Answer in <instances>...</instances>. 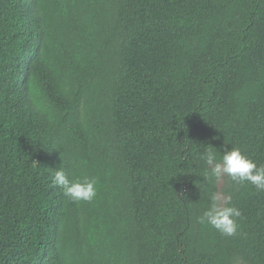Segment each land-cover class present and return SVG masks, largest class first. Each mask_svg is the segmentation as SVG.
<instances>
[{
    "label": "trees",
    "instance_id": "obj_1",
    "mask_svg": "<svg viewBox=\"0 0 264 264\" xmlns=\"http://www.w3.org/2000/svg\"><path fill=\"white\" fill-rule=\"evenodd\" d=\"M232 147L264 167V0H0V264H264V191L203 179Z\"/></svg>",
    "mask_w": 264,
    "mask_h": 264
},
{
    "label": "clouds",
    "instance_id": "obj_2",
    "mask_svg": "<svg viewBox=\"0 0 264 264\" xmlns=\"http://www.w3.org/2000/svg\"><path fill=\"white\" fill-rule=\"evenodd\" d=\"M200 159L207 166L204 180L214 178L219 182L227 176L237 184L250 183L258 191H264V167H258L239 148H225L219 159L212 148H207L201 154ZM52 184L54 187L62 188L65 196L75 202H91L97 194L94 179L85 177L75 181L70 180L62 167L55 171ZM230 200L231 197H227L223 193H213L208 208L198 218V222L210 225L224 236L235 235L239 228L237 218L241 216V211L234 206H229Z\"/></svg>",
    "mask_w": 264,
    "mask_h": 264
},
{
    "label": "rangeland",
    "instance_id": "obj_3",
    "mask_svg": "<svg viewBox=\"0 0 264 264\" xmlns=\"http://www.w3.org/2000/svg\"><path fill=\"white\" fill-rule=\"evenodd\" d=\"M224 182H225V177L221 180V181H219V187H220V189L222 188V186L224 185ZM220 193H223L222 192V190H220L219 191ZM224 194V193H223ZM225 196H226V194H224Z\"/></svg>",
    "mask_w": 264,
    "mask_h": 264
}]
</instances>
